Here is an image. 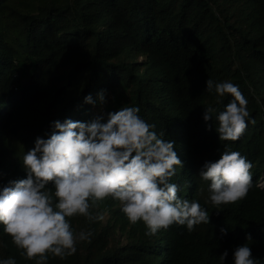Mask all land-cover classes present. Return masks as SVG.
I'll return each instance as SVG.
<instances>
[{"label":"trees","instance_id":"obj_1","mask_svg":"<svg viewBox=\"0 0 264 264\" xmlns=\"http://www.w3.org/2000/svg\"><path fill=\"white\" fill-rule=\"evenodd\" d=\"M209 79L232 82L248 101L238 141L219 139L216 118L233 97L208 92ZM124 106L139 107L175 142L183 167L170 182L206 209L209 223L148 236L109 198L93 209L106 213L103 221L70 218L76 232H93L90 242L48 264H235L243 245L264 264V0H0V190L27 178L22 157L38 137L49 138L54 122L106 123ZM225 149L251 162L252 188L217 207L200 172ZM7 258L35 264L0 224V260Z\"/></svg>","mask_w":264,"mask_h":264},{"label":"clouds","instance_id":"obj_2","mask_svg":"<svg viewBox=\"0 0 264 264\" xmlns=\"http://www.w3.org/2000/svg\"><path fill=\"white\" fill-rule=\"evenodd\" d=\"M213 88L219 97H233L216 118L219 139L238 141L247 128L248 101L232 82L214 85L209 79L207 91ZM100 100L104 102L103 92ZM86 102H92L91 96ZM139 112V107L124 106L109 113L106 123L102 117L88 123L56 121L49 138L38 137L34 149L23 155L27 178L0 190V224L23 258L48 264L50 255L60 259L74 255L77 243L90 242L93 232H76L70 218L103 221L106 213L94 214L93 209L109 198L119 202L130 223L143 222L148 236L173 225H186L192 231L209 223L206 209L181 198L179 186L170 182L177 168L183 167L175 142L163 139V133L158 135L155 125ZM212 112V108L206 109V122L212 119ZM252 167L246 157L229 149L219 160L206 162L200 177L210 182L211 203L219 207L246 198L252 188ZM227 256L225 251L220 261ZM234 261L259 264L248 245L235 249ZM0 264L16 261L7 258Z\"/></svg>","mask_w":264,"mask_h":264},{"label":"rangeland","instance_id":"obj_3","mask_svg":"<svg viewBox=\"0 0 264 264\" xmlns=\"http://www.w3.org/2000/svg\"><path fill=\"white\" fill-rule=\"evenodd\" d=\"M260 185H261V186H264V181H262V182L260 183Z\"/></svg>","mask_w":264,"mask_h":264}]
</instances>
